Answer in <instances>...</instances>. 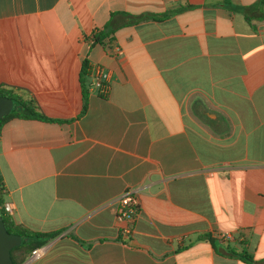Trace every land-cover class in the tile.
<instances>
[{"label": "crops", "instance_id": "obj_1", "mask_svg": "<svg viewBox=\"0 0 264 264\" xmlns=\"http://www.w3.org/2000/svg\"><path fill=\"white\" fill-rule=\"evenodd\" d=\"M0 85L54 120L0 126L12 221L56 233L22 264H264V0H0Z\"/></svg>", "mask_w": 264, "mask_h": 264}, {"label": "trees", "instance_id": "obj_2", "mask_svg": "<svg viewBox=\"0 0 264 264\" xmlns=\"http://www.w3.org/2000/svg\"><path fill=\"white\" fill-rule=\"evenodd\" d=\"M106 37L103 32H93L91 36L87 39L90 41V47L95 43H103ZM89 66L86 60L82 63L81 75L85 76L88 73ZM83 82V81H82ZM0 96H6L15 102L14 110L3 117L0 120V126L10 118H22V119H37L43 121H54L52 119L46 118L39 110V106L34 97L25 94L22 88L0 85ZM85 108V107H84ZM4 189L0 182V207L4 202ZM0 214L2 220L8 232L18 234L22 237L23 242L16 247H13L10 251L11 259L13 264H22L28 258L31 251L35 248L42 246L48 239L52 238L56 233L42 234V233H32L20 226L14 224L11 216L5 213L2 208H0ZM222 252L231 257H238L242 260H246L252 264H258L253 260L252 256L244 252H236L234 249L228 248L222 250Z\"/></svg>", "mask_w": 264, "mask_h": 264}, {"label": "built area", "instance_id": "obj_3", "mask_svg": "<svg viewBox=\"0 0 264 264\" xmlns=\"http://www.w3.org/2000/svg\"><path fill=\"white\" fill-rule=\"evenodd\" d=\"M90 43V42H89ZM90 80L87 83L88 91L104 96L110 84V74L101 65H93L89 67ZM2 210L11 216L13 212V205L9 202H3L0 207ZM140 213L137 206L136 199L131 190H125L118 196V202L116 206L115 218L118 224L121 225V232L125 236L131 235L134 229L135 221ZM41 248H37L31 251L29 257L39 256L41 254Z\"/></svg>", "mask_w": 264, "mask_h": 264}, {"label": "water", "instance_id": "obj_4", "mask_svg": "<svg viewBox=\"0 0 264 264\" xmlns=\"http://www.w3.org/2000/svg\"><path fill=\"white\" fill-rule=\"evenodd\" d=\"M15 108V102L6 97L0 96V120L10 114ZM23 242L20 235L7 231L0 214V264H13L10 251L13 247Z\"/></svg>", "mask_w": 264, "mask_h": 264}]
</instances>
